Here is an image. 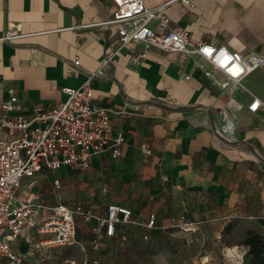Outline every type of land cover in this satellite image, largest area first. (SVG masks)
I'll return each instance as SVG.
<instances>
[{
  "label": "crops",
  "instance_id": "crops-1",
  "mask_svg": "<svg viewBox=\"0 0 264 264\" xmlns=\"http://www.w3.org/2000/svg\"><path fill=\"white\" fill-rule=\"evenodd\" d=\"M167 1L144 0L148 7ZM114 8L111 0H0V101L14 89L29 113L34 104L62 102L63 87L86 84L117 46L116 27L97 24L110 20ZM164 12L168 27L186 30L194 43L264 55V0L173 1ZM150 27L166 30L156 20ZM15 29L18 37L3 39ZM208 70L211 65L197 54L143 43L121 47L90 81L94 101L113 111L111 124L124 135L121 155L95 156L83 172L62 167L24 177L16 203L28 200L43 207L34 218L38 227L53 207L68 205L61 197L71 189L74 204L92 213L102 215L115 203L129 208L139 222L154 217L150 229L119 226L112 237L97 242L94 221L77 224L75 243L104 247L106 263L131 264L132 240L148 234L157 245L188 239V264H244L247 234L264 236V121L261 112L247 109L253 97L264 101V73L252 72L244 88L231 92L242 106L235 115L242 146L228 144L214 131L230 94L205 74ZM8 138L0 128V140ZM38 234V240L44 237ZM120 254L128 258L118 260Z\"/></svg>",
  "mask_w": 264,
  "mask_h": 264
},
{
  "label": "built area",
  "instance_id": "built-area-1",
  "mask_svg": "<svg viewBox=\"0 0 264 264\" xmlns=\"http://www.w3.org/2000/svg\"><path fill=\"white\" fill-rule=\"evenodd\" d=\"M173 1L190 4V0H169L156 7H148L144 0H111L115 7L112 18L97 24L116 27L117 46L105 54L95 73H89L86 84L78 88L63 87L62 102L53 107L34 104L29 113L23 111L14 89H9L7 99L0 101V128L9 135L8 139L0 140V264L4 261L21 264V254L11 248L10 241L21 236L43 208L28 200L16 203L22 178L33 177L41 171L51 173L62 167L83 172L90 167L95 156L108 153L112 158H118L121 155L124 135L111 124L113 111L94 101L90 81L101 75L113 55L127 44L143 43L145 47L193 53L207 61L211 70L205 74L230 94L220 109L222 122L214 127V131L228 144L243 146L237 140L235 122L236 112L242 106L232 98L231 92L244 88L243 80L252 72L259 70L264 73V55L242 54L225 46L192 42L186 30L168 27L169 18L164 11ZM154 20L166 28L163 33H157L150 27ZM17 30L6 32L3 39L18 37ZM79 63V58L73 61L75 70H78ZM214 72L220 73L221 78H217ZM247 109L251 113L261 112L264 121V101L253 97ZM144 151L147 155L151 152L147 148ZM53 186L60 188L58 179L53 180ZM51 211V215L39 224L38 233L44 237L34 244L36 251L74 244L78 217L83 224L95 222L92 227L95 242L112 237L119 226L150 229L155 223L153 216L145 223L139 222L133 218L129 208L115 203L108 204L102 215L85 210L81 205L71 208L62 203ZM142 238L148 239V234Z\"/></svg>",
  "mask_w": 264,
  "mask_h": 264
},
{
  "label": "rangeland",
  "instance_id": "rangeland-1",
  "mask_svg": "<svg viewBox=\"0 0 264 264\" xmlns=\"http://www.w3.org/2000/svg\"><path fill=\"white\" fill-rule=\"evenodd\" d=\"M62 201L68 204L71 208L75 207L74 190L61 197ZM66 199V200H65ZM78 226H82L81 218L76 219ZM38 223L35 220L26 230L23 237L15 239L11 243V247L17 253H21V264H113L106 263L104 260L106 252H101L104 247L99 248L97 243L92 244H72L69 246L58 247L48 250L36 251L34 244L38 241L39 234L37 233ZM188 239L181 237H174L166 240L165 243L154 244L149 239H141L137 241L132 240L130 246L134 253L130 258L131 264H188L185 262L187 254L191 252V246ZM106 247V246H105ZM127 245H122L121 248H125ZM108 249V248H106ZM119 251L114 249V252ZM160 254H163L159 257ZM119 255V254H118ZM124 260L126 257L120 254ZM1 264H11L9 261H4Z\"/></svg>",
  "mask_w": 264,
  "mask_h": 264
},
{
  "label": "trees",
  "instance_id": "trees-1",
  "mask_svg": "<svg viewBox=\"0 0 264 264\" xmlns=\"http://www.w3.org/2000/svg\"><path fill=\"white\" fill-rule=\"evenodd\" d=\"M243 245L246 247L244 264H264V236L248 233Z\"/></svg>",
  "mask_w": 264,
  "mask_h": 264
}]
</instances>
